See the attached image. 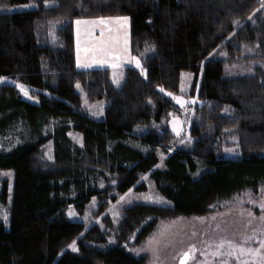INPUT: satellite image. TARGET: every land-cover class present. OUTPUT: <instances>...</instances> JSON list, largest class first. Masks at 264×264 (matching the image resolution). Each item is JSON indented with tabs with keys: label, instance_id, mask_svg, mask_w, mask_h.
Instances as JSON below:
<instances>
[{
	"label": "trees",
	"instance_id": "1",
	"mask_svg": "<svg viewBox=\"0 0 264 264\" xmlns=\"http://www.w3.org/2000/svg\"><path fill=\"white\" fill-rule=\"evenodd\" d=\"M108 17L128 18L141 66L118 84L76 67L75 20ZM0 79L37 101L0 82V264H145L120 242L264 191L262 0H0ZM182 96L190 141L177 145ZM101 102V120L82 108ZM228 147L240 155L225 159ZM148 183L164 203L120 205ZM87 210L117 244L98 225L81 236L86 222L67 213Z\"/></svg>",
	"mask_w": 264,
	"mask_h": 264
},
{
	"label": "rangeland",
	"instance_id": "2",
	"mask_svg": "<svg viewBox=\"0 0 264 264\" xmlns=\"http://www.w3.org/2000/svg\"><path fill=\"white\" fill-rule=\"evenodd\" d=\"M129 29V20L126 17L75 20L73 33L76 67L81 70L96 67L105 69L106 65L112 67L108 70H111L116 84L122 81L124 68L133 65L140 69L139 62L132 57ZM113 51L120 56L108 53ZM0 82L13 83L22 99L37 103L30 95L31 90L23 84L9 79H0ZM191 100L188 96L174 97L182 113L181 116L172 114L171 127L174 133L177 136L182 133L177 145L190 141L189 122L185 121L184 116L192 110V107L188 106L192 103ZM103 105V102L95 105L84 103L82 108L86 109L92 118L101 120ZM239 155L240 150L237 147L225 148V159H235ZM147 186L146 192L137 194L129 190L119 196L120 205L138 200L161 204L163 199L156 196L149 183ZM108 210L112 221L117 222L116 210L113 207ZM101 216L90 210L83 216L67 213L70 221L86 222L81 236L89 228L98 225L107 235V242L117 244V230L102 222ZM136 235L137 232L130 235L127 241L120 243L128 253L136 257L143 256L145 264H179V259L185 254H188L186 264H264V191L238 194L217 212L204 216L161 218L152 232L140 243L136 242ZM77 239H73L67 246L72 252L77 251Z\"/></svg>",
	"mask_w": 264,
	"mask_h": 264
},
{
	"label": "water",
	"instance_id": "3",
	"mask_svg": "<svg viewBox=\"0 0 264 264\" xmlns=\"http://www.w3.org/2000/svg\"><path fill=\"white\" fill-rule=\"evenodd\" d=\"M188 260V254H185V255H183L180 259H179V264H186L187 261Z\"/></svg>",
	"mask_w": 264,
	"mask_h": 264
},
{
	"label": "crops",
	"instance_id": "4",
	"mask_svg": "<svg viewBox=\"0 0 264 264\" xmlns=\"http://www.w3.org/2000/svg\"><path fill=\"white\" fill-rule=\"evenodd\" d=\"M109 54H111L112 56H120V55H117V54H115V52L113 51V53H110V52H108ZM80 66V65H79ZM81 67V66H80ZM95 67V66H94ZM106 68L105 69H112V67H109V66H105ZM81 68H83V67H81ZM99 68H102V67H99ZM99 68H93V69H99Z\"/></svg>",
	"mask_w": 264,
	"mask_h": 264
},
{
	"label": "snow or ice",
	"instance_id": "5",
	"mask_svg": "<svg viewBox=\"0 0 264 264\" xmlns=\"http://www.w3.org/2000/svg\"><path fill=\"white\" fill-rule=\"evenodd\" d=\"M79 23V22H78Z\"/></svg>",
	"mask_w": 264,
	"mask_h": 264
}]
</instances>
